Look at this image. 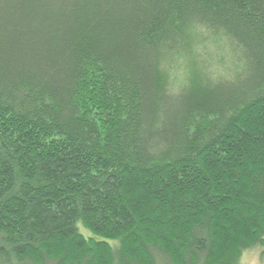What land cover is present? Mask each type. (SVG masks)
<instances>
[{
  "label": "trees",
  "instance_id": "16d2710c",
  "mask_svg": "<svg viewBox=\"0 0 264 264\" xmlns=\"http://www.w3.org/2000/svg\"><path fill=\"white\" fill-rule=\"evenodd\" d=\"M256 249L264 0H0V264Z\"/></svg>",
  "mask_w": 264,
  "mask_h": 264
},
{
  "label": "rangeland",
  "instance_id": "374dc122",
  "mask_svg": "<svg viewBox=\"0 0 264 264\" xmlns=\"http://www.w3.org/2000/svg\"><path fill=\"white\" fill-rule=\"evenodd\" d=\"M79 229L87 237L88 234H91L89 231H86L81 224L79 225ZM260 253L261 250H257V249L256 251L246 252L245 255L242 257L243 259L241 264H264V259L260 257Z\"/></svg>",
  "mask_w": 264,
  "mask_h": 264
}]
</instances>
